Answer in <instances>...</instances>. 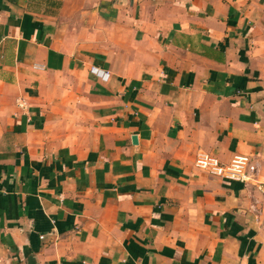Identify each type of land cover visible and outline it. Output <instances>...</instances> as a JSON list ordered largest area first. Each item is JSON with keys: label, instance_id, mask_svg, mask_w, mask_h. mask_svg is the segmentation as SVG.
<instances>
[{"label": "crops", "instance_id": "0c3cea01", "mask_svg": "<svg viewBox=\"0 0 264 264\" xmlns=\"http://www.w3.org/2000/svg\"><path fill=\"white\" fill-rule=\"evenodd\" d=\"M262 186L264 0H0V264H264Z\"/></svg>", "mask_w": 264, "mask_h": 264}, {"label": "built area", "instance_id": "2783aa9c", "mask_svg": "<svg viewBox=\"0 0 264 264\" xmlns=\"http://www.w3.org/2000/svg\"><path fill=\"white\" fill-rule=\"evenodd\" d=\"M20 104L23 105L24 103ZM196 166L212 175L243 183L256 179L259 174L257 162L251 156L243 154H237L229 162L225 163L212 154L200 152L196 160ZM261 188H264V186Z\"/></svg>", "mask_w": 264, "mask_h": 264}]
</instances>
